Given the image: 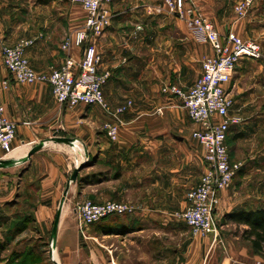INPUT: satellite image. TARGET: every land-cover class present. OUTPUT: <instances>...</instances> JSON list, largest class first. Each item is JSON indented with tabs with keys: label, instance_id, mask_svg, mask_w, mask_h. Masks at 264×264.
<instances>
[{
	"label": "crops",
	"instance_id": "obj_1",
	"mask_svg": "<svg viewBox=\"0 0 264 264\" xmlns=\"http://www.w3.org/2000/svg\"><path fill=\"white\" fill-rule=\"evenodd\" d=\"M44 1L0 0V43L32 40L26 57L40 72L62 65L66 55L60 45L75 29L77 7L70 0ZM202 2V13L213 19L220 34L233 31L239 35V21H220L227 12L226 0ZM263 2L253 3L246 17L250 27L264 29ZM103 7L111 13V25L97 42L102 55L98 72H108L103 96L112 108L133 102L121 116L116 140L107 138L103 124L110 116L99 106H61L51 85L16 83L0 57V100L16 131L12 150L0 152V175H5L9 188L21 191L20 199L27 198L21 203L30 205L27 215L39 223L61 217L66 200L88 197L95 202H129L132 214L103 223L122 228L125 237L134 233L135 262L127 259L131 250L116 252L119 245L113 244L110 262L197 264L201 241L191 243L189 228L173 217L184 209L186 193L197 185L203 171L197 154L200 144L191 137L197 125L188 119L176 96L164 94V87L170 83L187 89L194 84L202 59L211 51L179 19L162 29L167 38L162 44L151 0H103ZM69 54L78 59L80 48L72 47ZM229 80L225 89L233 101L230 109L241 120L230 127L226 139L230 158L241 169L228 189L219 192L215 217L264 208L263 60L241 58ZM37 145L40 148L28 156ZM80 163L84 166L76 180L70 181ZM233 225L241 237L244 227ZM171 237H176L177 248L168 244Z\"/></svg>",
	"mask_w": 264,
	"mask_h": 264
},
{
	"label": "built area",
	"instance_id": "obj_2",
	"mask_svg": "<svg viewBox=\"0 0 264 264\" xmlns=\"http://www.w3.org/2000/svg\"><path fill=\"white\" fill-rule=\"evenodd\" d=\"M79 3L86 16L81 28H75L61 43L65 52L61 66L49 68L45 72L35 71L26 57V49L32 40L21 38L14 45L2 43L0 57L6 72L16 83L33 84L42 82L51 85L52 95L59 105L75 107L78 104L99 106L110 120L103 124L107 138L116 140L121 116L132 105L128 100L111 109L103 96V85L108 72L99 73L98 65L102 55L98 52L96 38L109 26L111 13L103 7V0H70ZM110 1V0H107ZM197 0H162L163 7L157 12L166 11L186 24L188 32L199 42L207 43L211 53L201 61V74L187 89L169 85L168 92L181 101L188 119L197 125L191 137L202 149L203 171L195 187L186 193L184 209L174 213L176 219L186 225L192 235H218L214 209L219 192L228 189L231 181L241 169V164L230 158L227 145V132L231 126L240 123V117L231 112L232 98L225 89L241 58L260 59L261 49L256 41L244 40L233 31L220 34L213 21L207 18L196 3ZM255 0H238L235 3L236 15L242 17L252 9ZM80 48V57L74 59L69 50ZM6 86L7 81L3 80ZM0 100V152L12 150L15 124L4 112ZM75 211L79 227L92 225L111 215L126 216L134 208L128 203L110 201L94 203L81 201Z\"/></svg>",
	"mask_w": 264,
	"mask_h": 264
},
{
	"label": "rangeland",
	"instance_id": "obj_3",
	"mask_svg": "<svg viewBox=\"0 0 264 264\" xmlns=\"http://www.w3.org/2000/svg\"><path fill=\"white\" fill-rule=\"evenodd\" d=\"M227 2L230 3L226 5ZM196 3L199 7L204 6L202 0H197ZM226 3L224 4V8L227 9V12L225 15H222L220 21L224 23L227 22L228 19L239 21V35H241L244 40H254L259 44L262 57L256 60H263L264 62L263 27L257 26L254 28L248 25L246 17L250 14V10L244 16L240 17L236 15L235 12L234 5L236 2L233 3L231 0H226ZM72 4H76L77 6L73 14L74 16L76 15L75 28H81L83 26L86 12L79 3L72 2ZM151 4L156 8L163 7L162 0H151ZM155 14H157L156 16L158 18L159 27L161 28L160 33L162 44H164L167 38L163 37L165 30L163 31L162 29L165 26L174 24L172 21H179L180 19L178 18V20L174 15L166 11L157 12ZM209 19L213 21V19ZM109 25L111 24L109 23ZM149 26L150 24L145 25V27ZM74 30L75 29L70 33ZM69 34H67V36ZM99 37L95 39L96 42H98ZM135 39H139V36H135ZM1 45L2 44L0 43V46ZM205 46L210 50L207 43H205ZM162 52L163 57H165V55L167 56V52ZM169 85L173 84H166L164 87L165 95H171L167 90ZM125 102H122V104ZM179 103L181 105V101ZM122 104H119L116 107ZM116 107L112 108L110 106L111 109H115ZM195 143L197 144L196 140ZM197 149V154H199L202 159L200 146L197 145ZM195 150L194 147V151ZM201 164L203 166V159L201 160ZM4 176L0 175V264H54L53 260L59 264H120L119 260L112 262L108 260L109 246L112 244L119 245L115 250L116 252H119V248H122L123 250L128 248L131 250L132 252L129 253L127 259L130 260L131 263L132 261L135 262L133 260L136 248V245L133 242L135 236L134 233L127 234L125 237L124 233L126 231L124 232L122 228L119 229L113 225L107 227L104 225L106 223L103 222L86 225L83 226L82 229L79 227V220L75 211L78 202L88 200L94 203H104L116 200L95 202L88 197H81L74 201L66 200L63 202L62 206L63 212L61 211V213L63 215L58 218L56 224V218L47 222L43 221L39 223L27 215L30 205L27 202L21 203V200L28 201L27 198L20 199L21 191L19 189L14 190V188H9L5 183L6 178ZM218 198L217 205L219 206L221 199L219 194ZM117 202L130 204L127 201ZM217 205L214 212L217 209ZM128 215L129 214H126V216ZM121 217L122 216H119V218ZM225 217L226 215L223 216L219 213L217 214L216 222L218 235L215 239L212 236H194L190 232L191 243L192 241H201L202 243V250L198 256L197 264H264V250L259 252L254 250L250 242L243 240L240 237L237 228L234 227L232 222H228ZM176 220L179 221L178 219ZM120 233L123 235L120 236ZM167 240L168 244H173L176 248L178 247L176 237H171Z\"/></svg>",
	"mask_w": 264,
	"mask_h": 264
},
{
	"label": "trees",
	"instance_id": "obj_4",
	"mask_svg": "<svg viewBox=\"0 0 264 264\" xmlns=\"http://www.w3.org/2000/svg\"><path fill=\"white\" fill-rule=\"evenodd\" d=\"M48 1L49 0H45L44 2ZM225 218L228 222L230 221L237 226L244 227L241 232V238L249 241L254 250L258 252L264 250V208L260 207L258 209L229 213L226 214ZM103 220L108 222H118L120 219L118 215H111L99 222L102 223Z\"/></svg>",
	"mask_w": 264,
	"mask_h": 264
},
{
	"label": "water",
	"instance_id": "obj_5",
	"mask_svg": "<svg viewBox=\"0 0 264 264\" xmlns=\"http://www.w3.org/2000/svg\"><path fill=\"white\" fill-rule=\"evenodd\" d=\"M66 139V138H64ZM64 139H61V140H64ZM40 148V146H35L33 149L30 150V152L28 153V156L32 155L33 153H35L36 150H38ZM84 166L83 163H80L78 166H76L73 170H72V174H71V177H70V181H75L76 178H77V175H78V172L80 171V169ZM65 194V193H64ZM58 215H56V220H55V224L57 223L58 221V218H57ZM54 264H59L58 262H56L55 260H53Z\"/></svg>",
	"mask_w": 264,
	"mask_h": 264
}]
</instances>
